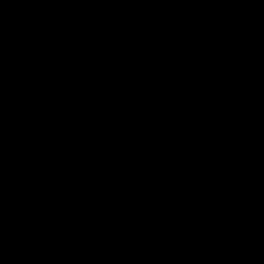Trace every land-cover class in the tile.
<instances>
[{
  "label": "water",
  "instance_id": "95a60500",
  "mask_svg": "<svg viewBox=\"0 0 264 264\" xmlns=\"http://www.w3.org/2000/svg\"><path fill=\"white\" fill-rule=\"evenodd\" d=\"M0 264H264V0H0Z\"/></svg>",
  "mask_w": 264,
  "mask_h": 264
}]
</instances>
